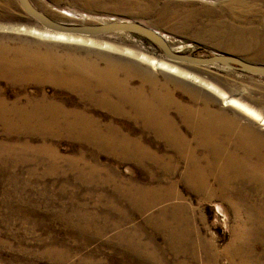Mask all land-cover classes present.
Wrapping results in <instances>:
<instances>
[{"label": "bare ground", "instance_id": "obj_1", "mask_svg": "<svg viewBox=\"0 0 264 264\" xmlns=\"http://www.w3.org/2000/svg\"><path fill=\"white\" fill-rule=\"evenodd\" d=\"M72 1L96 9L82 0ZM84 1L105 2L106 6H99L104 11L135 12L132 8L134 0ZM4 4H11V0H4ZM223 6L228 5L220 4L219 7ZM216 10L206 8L212 18ZM60 12L67 17L77 16L76 11L69 9ZM165 18L171 20L169 15ZM181 18L178 29L181 27L183 32H225L230 38L224 46L251 52L254 59H264V43L255 38L256 33L250 27H230L222 20L213 21L206 27L197 23L196 14L191 12ZM29 30L31 34L49 40L74 38L63 32ZM164 37L169 43L166 35ZM46 46L27 40L11 44L0 35V82L21 87L31 83L37 86L23 98L16 97L11 101L6 99L0 87V136L3 137L0 139V171L12 178L10 183L19 180L16 171L19 167L31 166L30 176L34 178V169L43 166V171L36 177L38 181L59 174L72 176L79 184L88 183L87 186L93 189L102 181L99 176L104 170L99 166L101 152L134 160L150 170L151 178L159 184L139 187L133 180L125 186L117 185L116 193L101 217L93 211H84L82 205L73 202L70 208L65 206L60 211L65 226L74 229L71 231L75 238L81 241L92 237V231L101 237L107 231L119 228L114 237L126 264H131L127 261L130 258H139L138 264H216V250L194 224L195 209L180 201L181 192L171 179L183 162L179 178L186 188L197 194L201 201H221L236 219L233 237L225 250L228 257L235 264H264V253L257 252L259 247L264 252V115L261 111L237 98L225 99L223 103L241 116L240 122L239 118L229 116L222 109L211 108L210 96L197 97L201 104L194 109L192 114L195 116L183 118L191 128V141L169 118L170 109L182 115L188 109L160 91L158 82L139 70L134 61H123L121 57L103 52L98 55L103 58L104 65L99 66L89 56L90 49L83 57L69 53L63 59L53 55ZM154 62L159 69L177 71L174 65L164 61ZM135 77L139 82L133 85ZM48 84L55 88L51 94L44 87ZM64 91L74 94L76 99L62 98ZM144 135L152 138L145 141ZM64 138L80 143L75 154L58 152L54 142ZM153 138L162 140L163 148L154 149ZM161 176L163 180L155 179ZM25 185L29 184L25 182ZM14 187L11 193L17 192L18 186ZM171 199L177 201L157 209L146 219L150 231L138 226L125 227L133 214L143 213L160 201ZM98 200L105 204L103 197ZM219 205L216 209L226 218V206ZM156 236H161L162 242H157ZM52 241L56 240L52 238ZM60 251L67 253L69 250ZM55 252L54 248H48L43 255ZM82 259L84 264L90 263L87 257Z\"/></svg>", "mask_w": 264, "mask_h": 264}, {"label": "rangeland", "instance_id": "obj_2", "mask_svg": "<svg viewBox=\"0 0 264 264\" xmlns=\"http://www.w3.org/2000/svg\"><path fill=\"white\" fill-rule=\"evenodd\" d=\"M30 1L36 8L59 22L100 23L110 18L139 21L166 35L174 50H180L182 53L207 56L212 52H222L252 63L264 64V59H254L251 52L237 51L224 46L226 40L230 38L225 32H208L206 30L183 32L181 27L178 29L182 15L191 12L196 14L197 23L206 27L221 20L224 25L230 27H250V30L252 28L256 33L255 38L261 39L264 43V0H134L132 5L134 13L104 11L101 7L106 6L105 2L97 4L93 1L82 0L83 3L92 4L96 10L72 0ZM233 2L235 3L227 4ZM220 4L228 6L220 8ZM207 7L217 9L213 18L206 12ZM61 9L76 11L77 16H64L60 12ZM53 13L55 15H52ZM164 15H169L171 20H165ZM30 28H36L38 31L49 30L29 16L17 0H11L9 5L4 4V0H0V35L6 37L11 44H17L24 40L38 42L42 46L47 45L46 47H49L53 55H59L63 59L69 53L83 57L87 54V49H90L89 56L95 59L99 66L104 65L103 58L101 59L98 55L103 52L121 57L123 61H134L139 70L145 71L158 82L160 91L166 92L172 101L188 109L185 115L170 109L169 118L191 141V128L183 118L195 116L192 113L201 104V100L197 97L210 96L211 108L222 109L229 116L239 118L240 122H242L241 116L239 117L235 109L223 103L225 99L237 98L257 111H261L260 113L264 115V76L221 64L196 65L170 61L151 41L135 33L67 34L73 35L74 38L58 41L33 35ZM257 50L258 48L255 51ZM154 61H164L174 65L177 71L169 72L167 69H159ZM138 82L139 78L135 77L133 85ZM0 87L6 99L11 101L16 97L23 98L26 92L36 90L37 86L31 83L21 87L18 84L1 81ZM44 87L48 94L55 91L54 86L50 84ZM66 96L76 99L74 94L64 91L61 97ZM136 130L140 129L136 128ZM2 138L0 136V139ZM144 138L145 141H149L152 137L144 135ZM153 141L154 149L156 147L163 148L162 140L154 139ZM55 144L58 152L62 155H73L81 146L79 142H71L65 138L54 142ZM90 150H92L91 147ZM99 166L104 169L99 173L102 181L93 189L87 186L88 183L79 184L72 176L63 177L58 176L59 174L48 175L42 181H38L36 177L43 171V166L34 169V178L30 176L29 168L31 166L19 167L16 170L19 180H15L16 182L12 184L10 183L12 178L0 171V264H84L82 258L86 257L90 260L89 264H126V259L119 253L121 247L117 245L114 237L119 228L109 230L101 237H97L96 232L92 231V237L85 238L83 242L75 238L74 231H71L74 229L65 226L64 216L60 214V211L65 206L70 208L75 202V205H82L84 211H93L101 217L105 215L106 206L115 195L117 185L125 186L133 180L139 187H152L159 183L151 178L150 170L131 159H123L101 152ZM182 170L183 162H180L177 174L171 178L176 182V187L181 192L180 201L186 202L195 209L194 224L200 234L208 239L216 250L218 254L216 264H235L225 253L227 245L233 237L235 217L221 201L214 199L209 202L201 201L197 194L189 191L179 178V173ZM155 179L163 180L164 177ZM25 182L29 185H25ZM14 186H18L17 192L11 193ZM100 197L105 199V204L98 200ZM176 201L174 199L160 201L143 213L133 214L132 219L125 224V227L138 226L146 232L150 231L151 228L146 219L157 209ZM218 204L220 207L225 208L226 206V218L216 209ZM67 212L71 213L69 210ZM55 214L59 217H53ZM112 217H115L114 214ZM100 220L101 218L99 222ZM52 238L56 241H52ZM65 241L68 242L65 243ZM156 241L162 242V237L156 236ZM48 248H54L56 252L44 256L43 254ZM60 249L69 251L65 253ZM257 252L264 253L260 247ZM127 261L131 264H138L140 259L130 258Z\"/></svg>", "mask_w": 264, "mask_h": 264}, {"label": "water", "instance_id": "obj_3", "mask_svg": "<svg viewBox=\"0 0 264 264\" xmlns=\"http://www.w3.org/2000/svg\"><path fill=\"white\" fill-rule=\"evenodd\" d=\"M22 9L43 27L57 32L73 35H98L109 32H130L143 36L157 46L164 56L174 62H186L196 65L221 64L244 72L264 76V64L246 61L240 57L212 52L207 56L182 53L170 47L164 35L157 29L139 21L110 18L100 23L74 24L59 22L34 6L30 0H17Z\"/></svg>", "mask_w": 264, "mask_h": 264}]
</instances>
